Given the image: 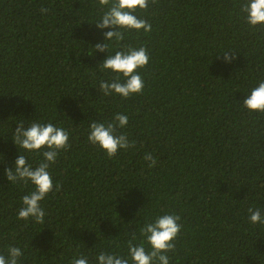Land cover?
Returning a JSON list of instances; mask_svg holds the SVG:
<instances>
[{"label":"trees","instance_id":"16d2710c","mask_svg":"<svg viewBox=\"0 0 264 264\" xmlns=\"http://www.w3.org/2000/svg\"><path fill=\"white\" fill-rule=\"evenodd\" d=\"M243 3L149 0L136 15L151 32H125L101 53L95 45L111 29L95 27L107 10L98 0H0V254L19 247L18 264L128 257L146 223L174 214L182 230L170 264H264V225L248 211L264 217V114L243 106L264 81V30L249 27ZM125 46L148 50L143 92L104 96L100 81L115 74L99 65ZM227 51L234 62H224ZM118 113L135 147L109 158L89 129ZM33 122L70 133L49 166L58 190L41 202L43 224L17 219L34 186L5 176L20 154L33 167L43 159L13 142L18 124Z\"/></svg>","mask_w":264,"mask_h":264},{"label":"clouds","instance_id":"9594fccd","mask_svg":"<svg viewBox=\"0 0 264 264\" xmlns=\"http://www.w3.org/2000/svg\"><path fill=\"white\" fill-rule=\"evenodd\" d=\"M99 4L107 6L99 22L95 24L98 29H111L104 33V41L95 45V51L108 52L109 43L120 42L125 39V32L141 30L147 34L151 32V24L136 15L137 10L145 11L149 7V0H98ZM155 3L156 0H151ZM48 9L41 8L42 13ZM240 13L250 28L264 30V0H244L240 5ZM227 51L223 55L225 63L234 62L235 54L229 55ZM220 57V56H219ZM148 50L141 46L133 48L125 46L123 50L116 51L114 55H108L99 65L102 70L110 71L115 75L110 80L100 81V91L104 96L116 94L123 99L133 95H139L144 89V80L139 70L149 63ZM123 77V80L121 79ZM243 106L249 112L264 114V81L258 83L248 96L243 99ZM128 117L124 114H115L111 122H96L90 124L88 141L98 146L109 158H113L120 150L135 147V141L129 140L127 134L119 131L128 125ZM70 133L62 127H57L48 122L42 124L33 122L29 127L19 123L14 131V144L22 149L37 153L42 152L43 159L33 167L27 162L24 155H19L14 168L5 169V176L9 182L31 183L34 191L22 197L23 206L18 210L17 219L34 220L36 224H43L46 215L41 202L58 188H54L49 166L54 164L60 152L67 151ZM144 160L150 162L149 167H155L157 159L152 154H146ZM250 223L264 225V217L260 209H248ZM180 216L164 214L158 216L154 222H148L141 228L144 237L139 245H133L129 241L128 257L119 254L101 252L95 259L97 264H170L168 253L175 251V241L179 237L182 225ZM136 239L135 235L132 237ZM145 244L150 246L146 249ZM23 253L19 247H9L7 257L0 254V264H18ZM71 264H88L87 257L74 258Z\"/></svg>","mask_w":264,"mask_h":264}]
</instances>
